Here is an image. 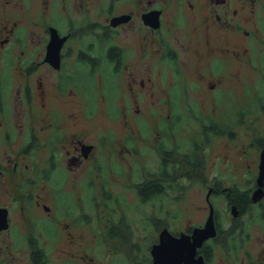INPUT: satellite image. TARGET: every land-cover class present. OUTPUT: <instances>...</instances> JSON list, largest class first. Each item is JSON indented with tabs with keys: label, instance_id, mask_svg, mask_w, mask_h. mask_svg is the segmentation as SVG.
<instances>
[{
	"label": "flooded vegetation",
	"instance_id": "1",
	"mask_svg": "<svg viewBox=\"0 0 264 264\" xmlns=\"http://www.w3.org/2000/svg\"><path fill=\"white\" fill-rule=\"evenodd\" d=\"M262 1L0 0V264H154L156 257L171 251L159 244L166 230L187 235L184 248L193 255L191 264H264V237L255 233V228L264 230L261 152L254 173L228 170L213 176L204 187L208 213L203 220L171 230L167 217L155 215L164 206L168 214L173 211L183 193L182 174L175 168L181 145L171 138L178 126L175 118L182 116L176 98L196 96L199 81L191 84L189 70L194 66L220 74L225 69L223 36L233 34L222 28L253 20ZM254 32L264 41V24ZM172 69L176 76L184 74L185 87L178 79L171 81ZM154 71L170 79L166 94L156 95ZM100 72L105 76L104 97H115L113 116L122 115L124 125L117 133L105 127L98 145L93 130L88 138V128L73 130L71 119L73 105L83 103L79 97L92 101ZM206 84L223 89L214 80ZM219 95L223 91L210 96ZM116 97H127V106L118 107ZM151 97H164L163 105H157L163 119L149 117L156 112ZM94 111L90 104L84 112L90 116ZM164 120L172 145L164 139L154 142L163 133ZM210 121L221 128L216 119L203 116L200 125L205 128L193 130L188 150L181 152L190 169L199 164L198 152L207 149L212 133L219 131L208 127ZM144 155L152 157L148 162L157 171L138 189L137 200L145 203V210L135 208L141 217L132 219L125 199L130 183H124L133 173L126 172L125 164L133 170L141 164L130 157ZM203 156L207 159L209 153ZM116 177L120 186L110 184ZM186 177L193 182L199 175ZM95 178L102 181L101 201ZM258 188L262 191L254 198ZM110 197L118 206H99ZM151 208L153 217L143 218ZM111 214L116 215L113 226ZM150 219L146 240L123 234L135 221ZM210 222L216 234L195 244V229ZM115 237L131 246V254L101 259ZM101 247L106 250L94 257Z\"/></svg>",
	"mask_w": 264,
	"mask_h": 264
},
{
	"label": "rangeland",
	"instance_id": "2",
	"mask_svg": "<svg viewBox=\"0 0 264 264\" xmlns=\"http://www.w3.org/2000/svg\"><path fill=\"white\" fill-rule=\"evenodd\" d=\"M238 23L240 25L239 27L222 28L224 30L233 31V34L223 36V44H221L222 57H225L223 60L225 61V69L220 74H215L213 71L205 73V70H196L194 66H191L189 70L191 84H196L194 82L195 80L199 81L197 84L196 96L176 98V109L182 112V116L175 118V122L178 126L174 129V138L171 139L176 145H181L180 149L182 151L179 150L178 152L180 156H175V168L182 174L179 181L184 185V188L182 189L183 193L179 199L174 201L173 211L168 214L166 206L159 211L158 209L156 210L158 211L157 217H167L166 223L171 230H180L184 226H187L188 223L204 219L208 213L204 187L212 183V178L217 172L230 170L244 174L254 173L258 168L259 153L262 152L261 146L264 142V69L262 68L264 63V41L261 40L259 34L254 32V30L257 25L261 27L264 24V1L258 5L253 20L243 19L239 20ZM244 54L246 55L245 58L242 57ZM199 72L205 73V78ZM153 74L157 80V96L168 92L170 79L173 82L178 79L176 83L184 87L186 83H188L183 73L176 76L173 69L169 71L170 79H163L157 71H154ZM103 78L105 80V76L100 72L98 80L94 83L95 92L92 96V101L86 103L82 97H79V100H82L83 103L80 102L78 104L79 106L73 105V118L71 119V128L73 130L77 128L78 131H81L88 128V138L91 137L90 133L93 130V141L98 145L99 136H102L105 127L112 126L114 127V132L117 133L119 132L118 127L124 125L123 122L119 120H122V115L113 116L115 97H104L107 90L104 88L105 81ZM212 80L217 82L216 87L223 86V89H211L206 83ZM181 90L183 91L184 89L181 88ZM218 90L223 91L222 96H210ZM147 98L149 97H145L144 99ZM126 99L127 97H116L118 107L127 106ZM151 99L154 102L156 112L149 117L159 120L163 119V117L158 114L159 107H157V105H163L164 97H151ZM90 104H93L95 111L93 115L88 116L84 111H86V105L89 106ZM61 106L66 107L65 103ZM133 108H139L138 104L134 103ZM90 110H92V108ZM164 112L166 113V108H164ZM203 116L207 119H216L221 128H218L217 124L213 125L212 123L214 121L209 122L210 125H208V127H216L219 131L217 133H212L214 135L210 136L207 149H201L198 152L200 155L199 164L190 169V166H187L184 154L181 155V152L185 153L188 150L187 148L190 146V141L188 139L196 134L193 130L201 125L205 128V124L200 125ZM204 120L208 123L205 118ZM167 125L166 121L164 124H161L160 127H164L163 133L154 137V142H157L159 139H164L166 144L172 145L173 142L167 135ZM148 126H151L150 122H148ZM146 143L147 141L145 140L141 142L142 145ZM206 153H209V157L204 159L203 155ZM130 158H136L135 160H138L141 164L136 165L135 169H133L134 171L125 164L126 172L133 173V175L130 174L128 176L129 180L127 179L126 183H124V185L130 183V187H126L125 189L127 191L125 193V199L130 205V211L133 212L130 218L137 219V216L141 217V215L135 212V208H142V212L145 210V203L143 204L142 201L137 200V191L139 188H142L143 181L157 171V168H154L156 167L155 163L151 166L148 162L150 158H152L150 155L141 157L131 156ZM135 160L131 161L130 164L134 163ZM249 163L252 164V168L246 171L245 169L248 167ZM99 172L102 173L101 170H99ZM184 172H188L189 174L185 175ZM74 174L75 172L71 175ZM191 175H199L198 180L193 182L191 180L188 181L186 176L190 177ZM205 179H209V181L206 182ZM118 181L121 182L119 177H116L112 179L110 184L120 186L121 184H116ZM226 182L231 183L229 181ZM93 183L96 189L95 194L98 196L97 200L101 201L103 195H105L104 192L102 194L100 191L103 189L100 187L102 181L101 179L95 178ZM70 185L72 184L70 183ZM259 186L263 188L261 180H259ZM88 194L91 195L90 192H88ZM110 199L111 200L107 201V203L104 202L99 206H118L114 197H110ZM121 202L123 203L122 200ZM101 212L104 211L101 210ZM154 212L155 211L151 208L149 214L146 216L144 214L143 218H147V216L150 218L153 217ZM111 216L112 221L110 225L113 226L117 222L113 219L116 215L111 214ZM151 221L152 219H150V221H135L133 227L123 234L130 235L137 240H140V238L146 240V225ZM255 221L260 223L261 218L256 215ZM255 233L261 234V236L264 237V230L255 228ZM155 235H157V231H155ZM103 248L106 247H101L97 250L96 254H93L94 257L95 255L101 254L103 250H106ZM109 248L110 252L103 254L101 259H110L113 257L115 259L125 258L132 252L131 246L129 244H124L123 239L120 237L112 239ZM94 260L96 261V258H94ZM223 262H225V260Z\"/></svg>",
	"mask_w": 264,
	"mask_h": 264
},
{
	"label": "water",
	"instance_id": "3",
	"mask_svg": "<svg viewBox=\"0 0 264 264\" xmlns=\"http://www.w3.org/2000/svg\"><path fill=\"white\" fill-rule=\"evenodd\" d=\"M260 158H261L260 161L261 171H260L259 180H261V177L264 176V148L261 152ZM259 190L262 191L261 188H258L255 191L254 198ZM210 217H212V213ZM215 234H216V229L213 227V224L210 222L208 226L204 228H196L193 233V238L196 241L195 244L200 245L202 244V241L205 238ZM186 237L187 235L185 233L182 234L181 236H178L172 234L168 230L163 231L161 234V243L159 244L160 246L164 247L166 250L170 249L172 252L170 251L169 253L165 254L161 259L159 257H156L154 264H191L193 255L189 254L187 252V249H184ZM170 239L173 241L171 243H168V240Z\"/></svg>",
	"mask_w": 264,
	"mask_h": 264
},
{
	"label": "trees",
	"instance_id": "4",
	"mask_svg": "<svg viewBox=\"0 0 264 264\" xmlns=\"http://www.w3.org/2000/svg\"><path fill=\"white\" fill-rule=\"evenodd\" d=\"M177 184H179V183H178V181L176 180V185H177ZM156 210H157V208H156ZM156 215L158 216V211H157ZM157 218H159V217H157Z\"/></svg>",
	"mask_w": 264,
	"mask_h": 264
},
{
	"label": "bare ground",
	"instance_id": "5",
	"mask_svg": "<svg viewBox=\"0 0 264 264\" xmlns=\"http://www.w3.org/2000/svg\"><path fill=\"white\" fill-rule=\"evenodd\" d=\"M185 249V248H184ZM167 260V259H166Z\"/></svg>",
	"mask_w": 264,
	"mask_h": 264
}]
</instances>
